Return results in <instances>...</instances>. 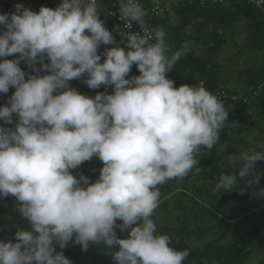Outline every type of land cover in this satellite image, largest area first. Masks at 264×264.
Segmentation results:
<instances>
[{
    "label": "clouds",
    "instance_id": "1",
    "mask_svg": "<svg viewBox=\"0 0 264 264\" xmlns=\"http://www.w3.org/2000/svg\"><path fill=\"white\" fill-rule=\"evenodd\" d=\"M98 8V0H60L38 11L17 3L0 14V92L15 89L0 105V120L14 123L0 127V196H14L29 225L17 227L15 241H0V264H72L53 247L70 240L85 251L90 242L107 245L114 264H185L189 255L157 233L158 186L196 167L201 149L218 142L228 111L203 81L175 86L166 76L187 45L173 51L139 0H118L123 47ZM133 23L141 30L127 31ZM100 44L113 45L103 62ZM133 65L139 75L129 76ZM85 74L90 89L111 85L112 93L89 97L70 87ZM93 156L102 161L95 181L71 173ZM261 160L264 150H242L215 190L258 186ZM256 195L264 197V188Z\"/></svg>",
    "mask_w": 264,
    "mask_h": 264
},
{
    "label": "trees",
    "instance_id": "2",
    "mask_svg": "<svg viewBox=\"0 0 264 264\" xmlns=\"http://www.w3.org/2000/svg\"><path fill=\"white\" fill-rule=\"evenodd\" d=\"M111 1L98 0L99 9L107 29L120 44L116 31L118 24L107 14ZM39 3L40 0L34 7L22 5L37 11ZM49 3L55 8L60 0H51ZM178 4V7H172L169 12L158 16L149 13L147 4L143 7L147 13L149 26L162 27L157 21L161 17L166 18V22L170 21V27H173L175 33L170 41L172 44H169L173 51L187 45L184 55L166 76L174 81L175 86L181 83L195 85L203 81L206 90L224 99L228 121L220 130L219 140L213 148L201 149L197 156L199 163L187 176L169 180L158 186L161 207L165 209L173 207L178 210L176 215L178 225L168 226L165 223H157L154 215L152 218L157 225V233L167 234L171 239L179 232L188 236L196 235L198 238L210 236L201 246L195 247L183 240L177 242L172 240L173 246L177 249L189 251L185 264H245L244 255L256 248L264 251V209L254 210L257 205H252L251 202L257 197L259 188H264V160L257 161L255 165L261 172L258 186L249 187L244 182H238L232 190L217 191L214 185L221 172L233 171V168L239 166L238 163H224V156L239 155L243 146L264 150V145L261 147L257 145L259 140L264 142V89L256 94L257 86L264 82V18L259 8L239 0H228L223 4L207 0L203 6L199 0H181ZM13 11L14 7L0 0V14ZM0 28L3 26L0 25ZM228 46L235 49L234 55L240 58L239 62H231V55L226 53ZM107 48L109 46L104 44L98 47L101 62ZM5 58L14 59L15 55ZM229 63L234 64L235 68L231 70L232 79L226 80L224 72ZM19 67L26 73L33 74L32 69L23 61ZM128 75H139L135 65ZM85 78L86 74L76 79L82 82L81 88L75 85V79L69 81L70 87L89 97H94L98 92L112 93L111 85L90 89L84 83ZM14 90V87L10 86L7 93L0 92V105H7ZM230 95H235L236 99L232 100ZM245 97L247 101H244ZM16 120L17 117L13 114V121ZM0 127L14 128V123L9 124L0 120ZM253 131L262 133L260 136H254L252 143L247 144L245 137ZM92 163H95L97 169L102 167V161L96 156H93ZM196 168H199L198 172ZM77 169L84 175L87 168L85 163H82ZM90 174L93 175L92 170ZM173 189H176V193L166 198ZM231 191L249 192L250 197L242 202L226 201L220 204V196ZM204 192H207V196ZM16 201L11 194L7 197L0 196V241H15L17 227H29L18 211ZM115 231L121 238L127 235L119 228ZM53 247L59 251L60 247L55 245V241ZM63 249L69 253L71 250L79 251L82 254L81 258L87 259L85 250H82L79 244L74 243L72 249L70 247ZM107 261L114 263L110 256L100 258L98 264H107ZM253 264H264V256L259 263Z\"/></svg>",
    "mask_w": 264,
    "mask_h": 264
},
{
    "label": "rangeland",
    "instance_id": "3",
    "mask_svg": "<svg viewBox=\"0 0 264 264\" xmlns=\"http://www.w3.org/2000/svg\"><path fill=\"white\" fill-rule=\"evenodd\" d=\"M179 4H175L174 7H178ZM160 24H161V28H163L164 32H165V40L168 44H172V39L174 36V30L173 27H170V21L166 22V18H159L157 20ZM234 48L232 46H228L226 48V53L231 55V62H235L240 60V58L236 55H234ZM235 68V65L232 63H229L225 72H224V78L226 80H230L232 79V74H231V70ZM230 83L233 85V82L230 81ZM75 85L78 88H81L82 86V82L78 81L75 79ZM234 86V85H233ZM262 132L260 131H253L251 133H249L248 135H246L245 137V141L247 144L252 143V141L254 140V136H260ZM257 145L259 147L264 145V142L262 140H259L257 142ZM242 150L247 149L244 146L241 147ZM93 161V157L88 160L85 161L83 163H85L86 165V170L84 173V176L88 177L89 181H95L98 176H99V168L97 169V167L95 166V163H92ZM223 162L224 163H230L233 164V156L232 155H226L223 158ZM91 170L93 171V175L90 174ZM71 173L75 176H77L79 178V176L81 175V172L78 171L77 168L75 169H70ZM176 193V189H173V192L171 194H169L168 196H166V198H169L171 196H173V194ZM204 195L207 196V192H204ZM263 200V201H262ZM262 201V202H261ZM252 205H257L254 210H258L259 209H264V197H254L252 199ZM261 202V204H259ZM16 207H18L19 202L16 201L15 202ZM162 204V200H160V204L158 206V208L155 210L154 212V216H155V221L157 223H161V224H167L168 226H177V219H176V215L178 214V210L174 209L173 207H169L168 209H165L163 207H161ZM119 223V221H118ZM192 227V225H191ZM210 236H206L203 238H198L196 235H191L188 236L186 235V233H177L175 235L172 236V240L174 242H177L179 240H183L186 243H188L191 246H201L207 239H209ZM55 245L58 247L59 245L55 242ZM74 243L70 240L67 245L65 246V248L70 247L71 249L73 248ZM59 251H61L63 253L64 256H66L67 258H69L72 262V264H98L100 262V258L103 257H110L111 255L108 254V246L100 243V244H96V243H89L88 248L86 251H84L87 255V259L83 260L81 258L82 254H80L79 251H75V250H71V253H69V251H66L65 249H58ZM81 255V256H80ZM264 256V251H261L259 248H256L254 250L251 251V253H247L246 255H244V263L245 264H253V263H259L260 259H262V257ZM76 261H78V263H76ZM107 264H114L111 261H107Z\"/></svg>",
    "mask_w": 264,
    "mask_h": 264
},
{
    "label": "built area",
    "instance_id": "4",
    "mask_svg": "<svg viewBox=\"0 0 264 264\" xmlns=\"http://www.w3.org/2000/svg\"><path fill=\"white\" fill-rule=\"evenodd\" d=\"M6 4H8L9 6H11L12 8L14 7L15 4L19 3V4H27L30 7H34L37 4V1L39 0H4ZM51 0H40L39 6L37 11L39 10V8L41 6H47V7H51L50 2ZM181 0H139V3L144 7V4H147V9L149 11V13L151 15H162L165 14L166 12H169L172 7H174L175 4L179 3ZM207 0H199V3L201 6H203L205 4ZM213 3H220L223 4L225 2H227L228 0H211ZM239 1H243L247 4H250L256 8H259L261 10V14L264 18V4H261L259 7L257 6V3L254 2V0H239ZM99 13H100V19L103 22L104 26L107 28L106 22L105 20L102 18L101 16V12L100 9L98 8ZM107 14L109 16H111L112 18L115 19L116 23L118 24V27L121 28L123 30V24L124 21L119 19V11H118V0H112L109 3V7L107 10ZM147 21V18H146ZM148 23V21H147ZM4 30L3 28H0V31ZM140 26L136 23L132 24V27L130 29H127V31L130 32H138L140 31ZM117 36L119 39L120 44L124 45L123 42V38L121 37V35L117 32ZM109 47H112L111 45H108ZM264 89V82L260 83L257 86V90H256V94L258 95V91L263 90ZM218 94V93H217ZM232 100L236 99L235 95H230L229 96ZM222 101L224 102V99H222ZM244 101H247L246 97L244 98ZM259 209V208H257Z\"/></svg>",
    "mask_w": 264,
    "mask_h": 264
},
{
    "label": "water",
    "instance_id": "5",
    "mask_svg": "<svg viewBox=\"0 0 264 264\" xmlns=\"http://www.w3.org/2000/svg\"><path fill=\"white\" fill-rule=\"evenodd\" d=\"M249 197V192L231 191L223 193L219 198V203L223 204L226 201L242 202L244 200H247Z\"/></svg>",
    "mask_w": 264,
    "mask_h": 264
}]
</instances>
